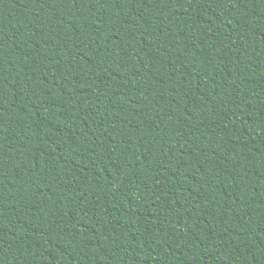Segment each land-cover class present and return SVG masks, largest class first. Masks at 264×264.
I'll use <instances>...</instances> for the list:
<instances>
[{
    "label": "trees",
    "instance_id": "obj_1",
    "mask_svg": "<svg viewBox=\"0 0 264 264\" xmlns=\"http://www.w3.org/2000/svg\"><path fill=\"white\" fill-rule=\"evenodd\" d=\"M0 264H264V0H0Z\"/></svg>",
    "mask_w": 264,
    "mask_h": 264
}]
</instances>
